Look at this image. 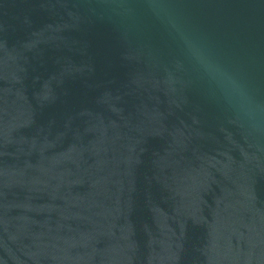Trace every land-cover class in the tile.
Returning <instances> with one entry per match:
<instances>
[{
  "label": "water",
  "instance_id": "water-1",
  "mask_svg": "<svg viewBox=\"0 0 264 264\" xmlns=\"http://www.w3.org/2000/svg\"><path fill=\"white\" fill-rule=\"evenodd\" d=\"M0 264H264V0H0Z\"/></svg>",
  "mask_w": 264,
  "mask_h": 264
}]
</instances>
